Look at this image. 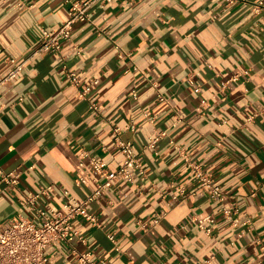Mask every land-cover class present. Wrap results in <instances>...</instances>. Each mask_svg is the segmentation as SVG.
Segmentation results:
<instances>
[{
	"label": "crops",
	"instance_id": "obj_1",
	"mask_svg": "<svg viewBox=\"0 0 264 264\" xmlns=\"http://www.w3.org/2000/svg\"><path fill=\"white\" fill-rule=\"evenodd\" d=\"M27 1L0 0V77L10 58L23 60L44 29L67 18L65 0ZM90 17L74 24L59 52L30 56L0 86V165L22 171L16 187L0 182V225L17 214L36 219L19 201L23 192L53 183L37 202L48 211L61 208L65 189L87 195L94 183L75 184L90 171L79 152L117 168L114 127L133 122L122 135L144 172L104 189L88 206L104 226L75 218L85 241L49 244L48 264H87L76 252L96 264H202L212 256L210 264H264V0H97ZM66 70L81 87L97 80L88 98ZM191 162L222 186L223 204L197 190ZM223 206L236 209L233 218ZM205 215L214 218L209 233L188 222Z\"/></svg>",
	"mask_w": 264,
	"mask_h": 264
},
{
	"label": "built area",
	"instance_id": "obj_2",
	"mask_svg": "<svg viewBox=\"0 0 264 264\" xmlns=\"http://www.w3.org/2000/svg\"><path fill=\"white\" fill-rule=\"evenodd\" d=\"M96 1L65 0L69 4L66 20L57 28L44 29L38 46L31 50L23 60L18 61L15 58H10L13 67L4 76L0 77V86L14 79L21 72L30 56L47 51L59 52L63 43L70 39L74 24L91 20L90 11ZM16 2L20 7L31 6L27 0H16ZM119 47L116 44V48L120 49ZM77 49L80 50L79 47ZM119 56L123 58L127 54L120 50ZM65 76L71 84L78 88V96L80 98H88L91 85L97 83V80H92L89 84L81 87L79 75L74 70H66ZM133 95L136 96L135 90ZM203 103L198 107L199 110H201ZM90 107L97 110L98 103L91 100ZM124 130L134 131L135 124L130 122L125 128L114 127V144L123 156L121 164L115 169L108 168L101 159L91 154L87 148H83L79 152V165L81 167H89L90 171L89 173H78L75 178V184L80 186L83 184L88 185L91 182L94 183V188L87 195L78 198L65 189L63 193L66 199L62 203L61 208L48 211L38 206L37 202L42 197L48 196L55 189L53 183L47 184L38 190L22 193V197L19 199L20 203L24 206H29L36 219L17 214L12 217L8 225H0V264H48L46 248L49 244L67 242L72 245L75 238L85 241L84 237L74 226L73 220L77 217L85 219L93 226H104L97 216L89 210V204L100 197L104 189L112 186L119 179L134 183V172L136 170L144 172L143 163L138 152L134 149L132 141L122 135ZM155 141L156 139L154 138L151 144ZM190 166L194 176L197 178V190L206 191L211 199L223 204L227 195L222 186L207 174L200 164L191 162ZM21 174V170L5 171L0 165V182H3L7 188L16 187ZM180 194L185 197L184 189L180 190ZM223 213L228 218H233L236 209L223 206ZM154 221L157 222L158 218H155ZM213 221L214 218L211 215L193 216L188 220L189 223H197L207 233L211 231L207 223H212ZM234 222L236 223V221ZM244 223L250 225L251 220L247 218ZM108 235L110 239L115 240L114 234L109 233ZM259 242L261 249L264 251V240L260 239ZM72 249L74 252L76 251L73 247ZM76 254L79 261L87 264H96L92 260L90 252H76ZM213 258L214 256L204 260L202 264H210ZM101 264H107V262L102 261Z\"/></svg>",
	"mask_w": 264,
	"mask_h": 264
}]
</instances>
